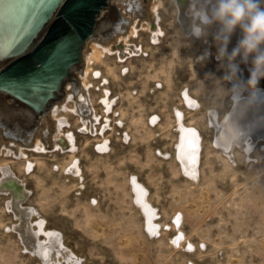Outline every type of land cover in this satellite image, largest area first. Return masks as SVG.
<instances>
[{
	"label": "rangeland",
	"instance_id": "1",
	"mask_svg": "<svg viewBox=\"0 0 264 264\" xmlns=\"http://www.w3.org/2000/svg\"><path fill=\"white\" fill-rule=\"evenodd\" d=\"M146 1L142 3L145 14L148 5L155 4V0ZM161 3L155 14L162 33L156 40L149 30L137 27L136 34L128 35L126 42L132 48H124L123 57L119 47L113 46L91 63L101 74V78L93 75L98 79L86 89L91 111L99 116L93 128L100 127L109 143L105 152L95 150L98 133L86 129L80 118L70 113L62 133L74 134L81 185L64 170L63 162L71 155L66 149L46 145L24 148L26 159L33 164L27 172L23 160L0 154V167H9L17 178H24L28 194L23 206L33 205L47 227L64 233L67 245L72 248L76 244L93 264L184 262L183 253L167 244V227L155 239L143 229L142 216L126 184L131 172L148 186V197L158 207V220L167 221L173 212L182 214L186 235L205 245L197 254L201 263L264 264V144L258 140L248 152L234 146L229 153L210 145L212 132L205 107L216 110L221 119L230 106L228 97L214 93L213 79L206 75H221L215 48L210 41L184 33L178 24V10L167 0ZM124 5L131 12L127 1ZM146 17L141 21L145 23ZM129 26L122 28L121 35L127 34ZM206 49L213 56L201 60ZM103 86L113 100L105 127L98 102ZM181 88L198 101L195 110L182 105ZM80 104L87 107V103ZM174 105L180 108L184 121L198 123L201 128L203 147L195 183L179 171L172 154H165L176 136L170 111ZM150 112L157 114L158 120L146 137L148 127L136 132L133 122L139 114L146 117ZM8 200V194L0 192V264H44L21 245L12 227L14 216Z\"/></svg>",
	"mask_w": 264,
	"mask_h": 264
},
{
	"label": "bare ground",
	"instance_id": "2",
	"mask_svg": "<svg viewBox=\"0 0 264 264\" xmlns=\"http://www.w3.org/2000/svg\"><path fill=\"white\" fill-rule=\"evenodd\" d=\"M125 1L132 7L131 12L126 10ZM135 1L133 0L131 4L130 0H108L106 6L96 12L92 26L93 36L79 46V62L66 69L67 78L61 77L57 83L48 84L44 88L45 94L40 89L32 87L31 95L28 96L31 102H23L20 98H14L16 97L14 93L0 88V154H9L23 160V171L27 172L33 164L26 159L24 148L46 145L66 149L71 155L63 162L64 170L66 169V172L76 179L77 185H81L74 134L71 131L62 133L63 127L69 121L70 113L76 114L86 129L90 128L92 132L95 130L98 133L99 139L94 142L96 145H93L95 150L99 153L105 152L109 143V137L101 135L103 130L99 129L100 127L93 128L99 116L91 111L86 89L90 87L92 80L98 79L99 76L101 78V74L91 63L112 50L113 46L119 47L118 51L123 57L124 48H132L126 42L128 35L136 34L137 27L143 26L145 30H149L153 41L162 33L161 28L157 26L158 17L155 14L156 7L162 5V0H155V4L150 3L146 14L143 13L142 3L147 1ZM167 1L178 10L177 19L182 31L191 34V16L187 12L190 0ZM50 2L51 0H0V68L40 39L48 21L54 18V12L49 14L46 21L33 34L31 31L41 11ZM145 16L147 17L144 23L140 18ZM127 25L130 26L126 30L127 34L123 36L121 30ZM110 71L107 67V72ZM93 75L99 76L95 78ZM178 95L184 107L192 110L197 108L198 101L187 90L181 88ZM48 97L51 100H48ZM229 99L230 106L223 119H218L216 110L205 107V118L212 132L210 145L224 153L227 149L232 150L234 146L248 152L258 140H262L264 144V99L258 100L252 106H247L244 98ZM83 102L87 103L86 108L80 104ZM98 102L105 127L110 120L107 114L113 102L107 87L103 86ZM86 110H90V113ZM170 111L176 136L172 149L170 152L165 151V154H172L175 161L177 160L179 171L195 183L198 179L203 147L201 128L198 123L184 121L178 106H172ZM157 120L158 115L152 112L146 117L139 114L133 122V128L139 132V127L140 129L148 127L144 133L147 137L151 133L149 127ZM125 129L124 138L127 137V128ZM27 135L29 136L25 138ZM126 184L132 201L142 216L145 232L153 239L167 227L169 229L168 233L165 229L167 244L183 253L185 257L183 264H203L197 258V254L205 250V245L200 246L201 241H194L195 239L192 240L186 235L182 225V214L173 212L167 221L158 220L157 204L149 199L148 186L137 177L136 172L126 176ZM0 192L8 194L7 207L14 216L12 227L21 245L30 255L37 256L44 264H93L88 262L83 250L76 244L72 248L67 245L68 237L64 233L47 227L45 221L35 212L33 205L23 206L28 194L24 187V178H17L9 167H0ZM82 213H86L85 209Z\"/></svg>",
	"mask_w": 264,
	"mask_h": 264
},
{
	"label": "clouds",
	"instance_id": "3",
	"mask_svg": "<svg viewBox=\"0 0 264 264\" xmlns=\"http://www.w3.org/2000/svg\"><path fill=\"white\" fill-rule=\"evenodd\" d=\"M187 12L192 37L215 48L221 75L206 74L214 93L244 98L247 106L264 99V0H190ZM212 56L206 49L200 59Z\"/></svg>",
	"mask_w": 264,
	"mask_h": 264
},
{
	"label": "water",
	"instance_id": "4",
	"mask_svg": "<svg viewBox=\"0 0 264 264\" xmlns=\"http://www.w3.org/2000/svg\"><path fill=\"white\" fill-rule=\"evenodd\" d=\"M107 1L51 0L41 11L32 34L52 12L54 18L48 21L33 46L0 68V88L14 93V98L31 102L28 96L32 87L45 94L48 84L57 83L61 77L67 78L66 69L79 62V46L92 38L96 12L104 8Z\"/></svg>",
	"mask_w": 264,
	"mask_h": 264
}]
</instances>
